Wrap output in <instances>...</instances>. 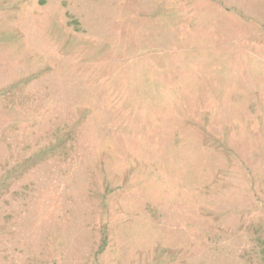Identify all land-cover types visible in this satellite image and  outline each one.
I'll use <instances>...</instances> for the list:
<instances>
[{"label":"rangeland","instance_id":"1","mask_svg":"<svg viewBox=\"0 0 264 264\" xmlns=\"http://www.w3.org/2000/svg\"><path fill=\"white\" fill-rule=\"evenodd\" d=\"M0 264H264V0H0Z\"/></svg>","mask_w":264,"mask_h":264}]
</instances>
